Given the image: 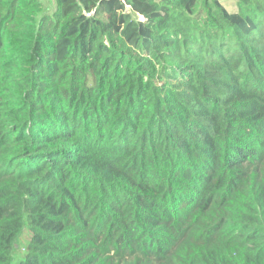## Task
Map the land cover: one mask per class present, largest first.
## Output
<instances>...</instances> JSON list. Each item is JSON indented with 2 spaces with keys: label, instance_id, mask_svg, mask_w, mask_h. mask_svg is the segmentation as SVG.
<instances>
[{
  "label": "trees",
  "instance_id": "trees-1",
  "mask_svg": "<svg viewBox=\"0 0 264 264\" xmlns=\"http://www.w3.org/2000/svg\"><path fill=\"white\" fill-rule=\"evenodd\" d=\"M50 1L0 0V264H264V0Z\"/></svg>",
  "mask_w": 264,
  "mask_h": 264
},
{
  "label": "rangeland",
  "instance_id": "rangeland-1",
  "mask_svg": "<svg viewBox=\"0 0 264 264\" xmlns=\"http://www.w3.org/2000/svg\"><path fill=\"white\" fill-rule=\"evenodd\" d=\"M46 7L48 12H51L53 9V4L50 0H41ZM219 2L223 5V7L228 11V12H236V2L234 0H219ZM26 243V232L23 233L22 237L20 240L17 242L15 245V254L19 252V254L24 252V246Z\"/></svg>",
  "mask_w": 264,
  "mask_h": 264
}]
</instances>
